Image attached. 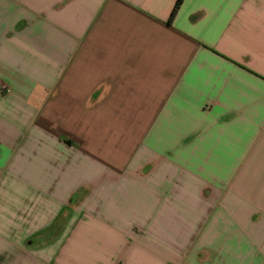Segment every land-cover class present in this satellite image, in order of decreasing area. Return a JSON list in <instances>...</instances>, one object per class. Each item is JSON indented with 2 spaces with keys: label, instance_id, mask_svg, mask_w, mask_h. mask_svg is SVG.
<instances>
[{
  "label": "crops",
  "instance_id": "crops-1",
  "mask_svg": "<svg viewBox=\"0 0 264 264\" xmlns=\"http://www.w3.org/2000/svg\"><path fill=\"white\" fill-rule=\"evenodd\" d=\"M0 0V264H264V0Z\"/></svg>",
  "mask_w": 264,
  "mask_h": 264
},
{
  "label": "trees",
  "instance_id": "trees-1",
  "mask_svg": "<svg viewBox=\"0 0 264 264\" xmlns=\"http://www.w3.org/2000/svg\"><path fill=\"white\" fill-rule=\"evenodd\" d=\"M183 2H184V0H177L175 7L171 13V16L169 19V24H171V21L175 18L176 14L178 13V10L180 9Z\"/></svg>",
  "mask_w": 264,
  "mask_h": 264
}]
</instances>
